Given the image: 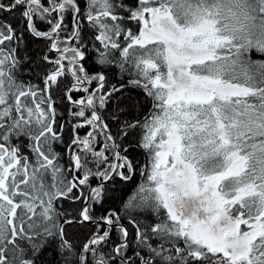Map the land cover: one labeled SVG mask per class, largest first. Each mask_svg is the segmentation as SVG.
I'll use <instances>...</instances> for the list:
<instances>
[{"label": "snow or ice", "instance_id": "6c2138e0", "mask_svg": "<svg viewBox=\"0 0 264 264\" xmlns=\"http://www.w3.org/2000/svg\"><path fill=\"white\" fill-rule=\"evenodd\" d=\"M49 251L264 264V0H0V264Z\"/></svg>", "mask_w": 264, "mask_h": 264}, {"label": "trees", "instance_id": "16d2710c", "mask_svg": "<svg viewBox=\"0 0 264 264\" xmlns=\"http://www.w3.org/2000/svg\"><path fill=\"white\" fill-rule=\"evenodd\" d=\"M40 50H41L40 44L29 40L27 51H25L22 47L21 55L24 57V61L27 62L29 58H33V59L38 58V53L40 52ZM36 74H37V69L35 68V64H31L28 67L24 68L23 72L21 73V75L25 78H34ZM132 95L135 96L136 93L133 92ZM81 134L83 135V130ZM65 139H67V134H65ZM57 150L62 151V148L60 146H57ZM131 154L135 155L134 163L137 164V172L135 173L131 181L125 183L122 186L118 185L116 187L115 200L114 202H112L114 205L113 210L120 209L122 207L121 201L127 199V197L133 193V191L136 189V187L139 184L144 183V178L140 175L139 172V168L140 166H142L144 162V156L139 150H136ZM45 259L47 261H52V264H55V260H53V255L51 251H49L46 254Z\"/></svg>", "mask_w": 264, "mask_h": 264}]
</instances>
